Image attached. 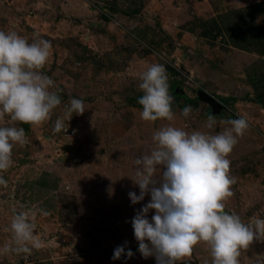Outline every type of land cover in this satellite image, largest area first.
Returning a JSON list of instances; mask_svg holds the SVG:
<instances>
[{
	"label": "rangeland",
	"instance_id": "obj_1",
	"mask_svg": "<svg viewBox=\"0 0 264 264\" xmlns=\"http://www.w3.org/2000/svg\"><path fill=\"white\" fill-rule=\"evenodd\" d=\"M138 1L133 12L125 0H0V30L15 31L29 43L37 35L51 42L41 71L53 79L62 101L42 125H15L28 142L13 149L12 167L0 173L7 181L0 185V250L12 243L5 229L21 211L29 213L44 245L30 255L0 252V264H156L154 256L139 253L131 224L150 195L133 205L128 193L139 195L131 179L134 160L169 124L216 134L225 121L244 117L249 127L227 157L236 183L225 211L245 223L264 219V5L257 7L264 0ZM238 39L244 50L227 43ZM154 63L167 70L172 121L139 117V76ZM199 92L220 109L199 99ZM227 97L234 101L223 103ZM72 98L84 101L85 112L54 133ZM186 106L192 109L187 118L181 115ZM210 115L216 120L211 130L205 128ZM11 123L0 119V126ZM125 242L133 257L113 260L114 249ZM211 259L200 242L177 264ZM238 261L264 264V241L242 249Z\"/></svg>",
	"mask_w": 264,
	"mask_h": 264
},
{
	"label": "clouds",
	"instance_id": "obj_2",
	"mask_svg": "<svg viewBox=\"0 0 264 264\" xmlns=\"http://www.w3.org/2000/svg\"><path fill=\"white\" fill-rule=\"evenodd\" d=\"M52 44L38 35L29 41L15 31L0 30V119L9 118L11 124L0 126V173L12 167L13 149L27 144L25 130L16 123L40 126L50 120L54 109L62 101L55 82L41 71L50 56ZM138 99L144 122L172 121L173 97L169 92V79L164 65L154 63L140 76ZM192 109L186 106L181 115L187 118ZM82 99L72 98L57 118L53 132L59 133L75 115H82ZM220 132L193 130L167 125L152 135L149 151L134 160L135 178L139 195L129 192L133 205L150 195V200L131 220L138 251L144 259L155 257L156 264H177L192 254L193 247L204 242L211 255V264H239L242 249L254 240L264 241V219L253 217L248 223L235 212L225 211V202L233 195L235 177L230 175L227 158L247 131L244 117L224 122ZM216 120L208 116L205 128L214 129ZM0 185L7 181L0 175ZM149 212H154L151 219ZM43 215H48L41 210ZM29 213L14 215L6 231L12 234V243L6 244L3 254L30 255L40 250L44 242L34 230ZM124 245L114 249L112 259L123 255L132 258Z\"/></svg>",
	"mask_w": 264,
	"mask_h": 264
},
{
	"label": "crops",
	"instance_id": "obj_3",
	"mask_svg": "<svg viewBox=\"0 0 264 264\" xmlns=\"http://www.w3.org/2000/svg\"><path fill=\"white\" fill-rule=\"evenodd\" d=\"M126 2H128L129 1V4H127L126 6L127 7H129L130 9H131V11H133V12H137L138 10H134V9H138V7L137 6H139V1L138 0H135V1H132V0H125ZM136 6V7H135ZM134 8V9H133ZM243 11H245V10H241V12L242 13H244ZM226 13H228V12H226ZM230 13V12H229ZM255 22H256V20H255ZM260 25V24H259ZM261 27H263L262 25H260ZM186 37V36H185ZM242 36H241V34H239V38H241ZM240 40H242V39H240ZM239 39L238 40H230V41H227V43L229 44V46H231V47H234V48H238V49H240V50H244L243 48L244 47H241V45H239ZM132 168V167H131Z\"/></svg>",
	"mask_w": 264,
	"mask_h": 264
},
{
	"label": "water",
	"instance_id": "obj_4",
	"mask_svg": "<svg viewBox=\"0 0 264 264\" xmlns=\"http://www.w3.org/2000/svg\"><path fill=\"white\" fill-rule=\"evenodd\" d=\"M198 98L209 104L214 111H217L220 109V104L212 97L208 96L206 93L199 92L197 94Z\"/></svg>",
	"mask_w": 264,
	"mask_h": 264
},
{
	"label": "trees",
	"instance_id": "obj_5",
	"mask_svg": "<svg viewBox=\"0 0 264 264\" xmlns=\"http://www.w3.org/2000/svg\"><path fill=\"white\" fill-rule=\"evenodd\" d=\"M264 5V2H261V3H258L257 4V7L259 8V7H262ZM244 12V11H243ZM261 12V10H258L257 12H255V15L256 14H259ZM241 39H242V41H244V39H243V37H241ZM262 97H264V95H262ZM232 101H234V98H232V97H227V98H223L222 99V102L223 103H228V102H232ZM264 103V99L263 100H261V103Z\"/></svg>",
	"mask_w": 264,
	"mask_h": 264
}]
</instances>
